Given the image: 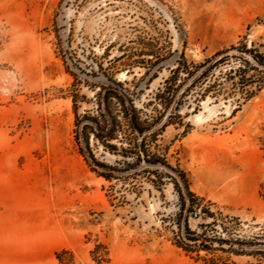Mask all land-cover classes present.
<instances>
[{
	"label": "rangeland",
	"instance_id": "obj_1",
	"mask_svg": "<svg viewBox=\"0 0 264 264\" xmlns=\"http://www.w3.org/2000/svg\"><path fill=\"white\" fill-rule=\"evenodd\" d=\"M239 42L264 49V0H0V264H264V88L154 100L182 55ZM99 62L159 116V161L112 179L78 150L66 70Z\"/></svg>",
	"mask_w": 264,
	"mask_h": 264
},
{
	"label": "trees",
	"instance_id": "obj_2",
	"mask_svg": "<svg viewBox=\"0 0 264 264\" xmlns=\"http://www.w3.org/2000/svg\"><path fill=\"white\" fill-rule=\"evenodd\" d=\"M231 58H234L235 63L231 62ZM70 61L73 67L81 70L80 59L72 57ZM109 69V66L104 68L99 62L97 69L89 70L88 73L95 77L103 74L104 79L89 82L70 70V65L66 66V70L73 76L70 96L78 150L93 170L106 179L117 177L119 171L137 162H158L160 159L159 156L150 158V134H147L159 116L150 115L143 108L137 107L134 89L128 86L127 81L115 78ZM188 79L191 81L185 92L199 87L194 99L205 97L208 93L230 97L239 94V97L248 98L264 88V49L253 42L249 46L239 42L199 62L188 61L182 55L165 79L163 88L156 92L154 100L166 108L174 99L177 88ZM83 82L92 91L90 98L79 93V85ZM83 102L88 106L79 112ZM91 140L100 145L103 151L121 157L116 160L117 164L125 163L126 166L118 168L96 160ZM191 237L188 239L198 238ZM203 246L209 248L207 244ZM184 247L189 250L190 246Z\"/></svg>",
	"mask_w": 264,
	"mask_h": 264
}]
</instances>
